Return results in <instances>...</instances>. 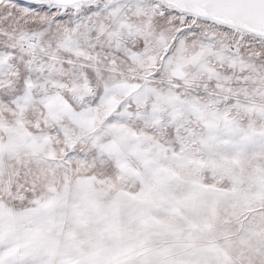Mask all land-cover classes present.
Listing matches in <instances>:
<instances>
[{"label":"snow or ice","instance_id":"1","mask_svg":"<svg viewBox=\"0 0 264 264\" xmlns=\"http://www.w3.org/2000/svg\"><path fill=\"white\" fill-rule=\"evenodd\" d=\"M0 264H264V0H0Z\"/></svg>","mask_w":264,"mask_h":264}]
</instances>
